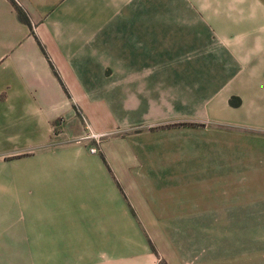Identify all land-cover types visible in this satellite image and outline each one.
<instances>
[{"label":"crops","instance_id":"obj_1","mask_svg":"<svg viewBox=\"0 0 264 264\" xmlns=\"http://www.w3.org/2000/svg\"><path fill=\"white\" fill-rule=\"evenodd\" d=\"M222 1L0 0V183H44L0 185V264H264V200L212 185L264 181V31L215 30L264 0Z\"/></svg>","mask_w":264,"mask_h":264},{"label":"rangeland","instance_id":"obj_2","mask_svg":"<svg viewBox=\"0 0 264 264\" xmlns=\"http://www.w3.org/2000/svg\"><path fill=\"white\" fill-rule=\"evenodd\" d=\"M197 7H202L205 8V11H200L198 13H196V18L197 19H203L204 15H206L207 17H209L210 19H224V20H232V21H237V20H241V19H245L246 17L242 18L243 13H240L238 11H224V10H220L221 8L225 9L227 7H231L233 9H235V5H225L223 3L222 0H211V2L207 3L206 0H198V5H196ZM209 9V10H208ZM191 14V13H190ZM258 15V13H256ZM260 14V13H259ZM199 15V17H198ZM215 30H222L223 32H227L228 36H232L233 34H236L235 32H253L255 34H263L264 29L262 28H225V29H215ZM205 95H207V93H205ZM232 102L234 103L235 100L234 98L232 99ZM197 111H202V109L197 108ZM202 115V114H201ZM201 116H198L197 114V118H199ZM87 125V124H86ZM182 125H187L184 124L182 122H178V123H171V124H163V125H157V127H155L154 130H159V129H163V128H170L173 126H182ZM191 125H198V123H192ZM56 131V130H55ZM259 135L262 134L264 136V133H258ZM55 137L53 136V139L49 140V141H43V143L39 144V141H37V145L35 146V149H27L25 151L22 152H28L31 151L32 153H38L40 151H42V149L45 147H49L51 146L52 148H58L60 146V140L58 139H54ZM73 142H77L76 140H74ZM92 150H96V148H92ZM20 158L24 157V155L19 156ZM12 158V157H11ZM17 158V157H15ZM3 184V194L4 195H13V194H17V189L15 190L14 187L12 188V186H17L19 184L20 186V194L21 195H27V194H34L35 190L40 189L43 190L44 188V183H0V185ZM149 186H153V183H146L144 185H148ZM125 187V184H122ZM128 186H132V189H130L133 192L135 190H139V188H137L136 186L138 184H131V183H127ZM212 185H222V190L227 191V194L230 197L235 196V195H239V194H244V196H256L259 197V199L264 200V181H260L259 183H212ZM127 188V187H126ZM137 196V195H135ZM160 264H164V263H160Z\"/></svg>","mask_w":264,"mask_h":264}]
</instances>
